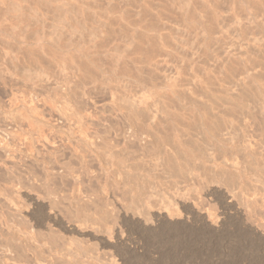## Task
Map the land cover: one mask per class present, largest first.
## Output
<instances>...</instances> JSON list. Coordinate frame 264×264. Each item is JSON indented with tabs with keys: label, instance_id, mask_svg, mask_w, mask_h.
<instances>
[{
	"label": "rangeland",
	"instance_id": "1",
	"mask_svg": "<svg viewBox=\"0 0 264 264\" xmlns=\"http://www.w3.org/2000/svg\"><path fill=\"white\" fill-rule=\"evenodd\" d=\"M0 264H264V0H0Z\"/></svg>",
	"mask_w": 264,
	"mask_h": 264
},
{
	"label": "bare ground",
	"instance_id": "2",
	"mask_svg": "<svg viewBox=\"0 0 264 264\" xmlns=\"http://www.w3.org/2000/svg\"><path fill=\"white\" fill-rule=\"evenodd\" d=\"M72 17H73V16H72ZM70 18H71V17H70ZM74 18H75V17H74ZM61 21H62V20H61ZM66 21H67V20H66ZM58 23H59V22H58ZM60 23H61V22H60ZM74 23H75V22H74ZM61 24H62V23H61ZM75 25H76V24H75ZM107 25H108V24H107ZM110 26H111V24H110ZM60 27H61V26H60ZM71 27H72V26H71ZM78 27H79V26H78ZM78 27H77V28H78ZM72 28H73V27H72ZM75 28H76V27H74V29H75ZM60 29H61V28H60ZM79 29H80V28H79ZM62 30H63V29H62ZM83 31H85V30H83ZM80 32H81V31H80ZM117 32H118V31H117ZM72 33H73V32H72ZM76 33H77V31H76ZM81 33H82V32H81ZM83 33H84V32H83ZM83 33H82V34H83ZM111 33H113V32H111ZM111 33H110V35H113V34H111ZM74 34H75V33H74ZM107 34H108V33H107ZM118 34H120V33H118ZM80 35H81V34H80ZM84 36H85V35H84ZM84 36H83V38H84ZM85 37H86V36H85ZM73 41H74V40H73ZM70 48H71V47H70ZM68 50H69V48H68ZM78 52H79V50H78ZM60 53H61V52H60ZM73 53H74V52H73ZM81 54H82V53H81ZM64 55H65V54H64ZM76 55H78V54H76ZM57 56H58V55H57ZM74 56H75V55H74ZM60 57H61V56H60ZM60 57H59V59H60ZM67 58H68V57H67ZM73 58H74V57H73ZM75 58H76V57H75ZM75 58H74V60H75ZM80 58H82V57L80 56ZM80 58H79V59H80ZM61 59H63V58H61ZM67 60H68V59H67ZM77 60H78V59H77ZM89 60H90V59H89ZM94 60H95V59H94ZM60 61H61V60H60ZM96 61H97V60H96ZM81 62H82V61H81ZM86 62H87V60H86ZM86 62H85V63H86ZM90 62H91V61H90ZM90 62H89V63H90ZM94 62H95V61H94ZM139 62H140V61H139ZM64 63H65V62H64ZM70 63H71V62H70ZM77 63L79 64V61H78ZM85 63H84V64H85ZM67 65H68V64H67ZM82 65H83V64H82ZM90 65H91V64H90ZM83 66H86V65H83ZM68 68H70V67H68ZM86 68H87V67H86ZM86 68H85V69H86ZM83 69H84V68H83ZM83 69H82V70H83ZM85 69H84V70H85ZM89 69H90V68H89ZM73 70H74V69H73ZM91 70H92V69H91ZM71 71H72V70H71ZM77 71H78V70H77ZM89 71H90V70H89ZM126 71H127V70H126ZM74 73H75V72H74ZM77 73H78V72H77ZM88 73H89V72H88ZM90 73H91V72H90ZM96 73H97V72H96ZM93 74H94V73L92 72V75H91V74H90V75L93 76ZM85 75H87V74H85ZM81 77H83V76H81ZM93 77H94V76H93ZM95 79H96V78H95ZM156 109H157V108H156ZM144 110H145V109H144ZM149 111H150V110H149ZM158 112H159V111H158ZM157 114H158V113H157ZM131 115H132V114H131ZM141 115H142V113H141ZM154 115H155V114H154ZM174 115H175V114H174ZM177 116H178V115H177ZM146 117H147V116H146ZM146 117H144V118L146 119ZM154 117H155V116H154ZM147 118H148V117H147ZM149 118H150V117H149ZM156 118H157V117H156ZM177 118H178V117H177ZM134 119H135V118H134ZM153 119H154V118H153ZM202 119H203V118H202ZM148 120L150 121V119H148ZM152 121H153V120H152ZM147 122H148V121H147ZM156 122H157V120H156ZM214 122H215V121H214ZM217 122H218V121H217ZM141 123H142V121H141ZM150 123H151V122H150ZM174 123H175V122H174ZM138 124H139V123H138ZM142 125H143V124H141V126H142ZM173 125H174V124H173ZM184 125H185V124H184ZM132 126H133V125H132ZM145 126H146V125H145ZM177 126H178V125H177V123H176V127H177ZM221 126H222V124H221ZM142 127H143V126H142ZM219 127H220V126H219ZM144 128H147V127H144ZM188 128H189V127H188ZM132 129H133V128H132ZM147 129H148V128H147ZM147 129H146V130H147ZM213 129H214V127H213ZM218 129H219V128H218ZM84 131H85V130H84ZM84 131H83V132H84ZM134 131H135V130H134ZM140 131H141V130H140ZM111 132H112V131H111ZM148 132H152V131H148ZM214 132H215V131H214ZM80 133H81V132H80ZM146 133H147V132H146ZM146 133H144V134H146ZM81 135H82V134H81ZM86 135H87V133H86ZM88 135H89V134H88ZM88 135H87V136H88ZM137 135H138V134H137ZM90 136H91V135H90ZM142 136H143V135H142ZM84 137H86V136L84 135ZM88 138H89V137H88ZM154 139H155V138H154ZM175 140H176V139H175ZM170 141H173V140H170ZM165 142H166V141H165ZM165 142H164V143H165ZM174 142H175V141H174ZM96 143H97V142H96ZM160 143H161V142H160ZM170 143H171V142H170ZM172 143H173V142H172ZM178 143H179V142H178ZM168 144H169V143H168ZM174 144H175V143H174ZM160 149H162V148H160ZM160 149H159V150H160ZM163 149H164V148H163ZM172 149H173V148H172ZM159 150L157 149L158 152H159ZM160 151H161V150H160ZM177 151H178V150H177ZM254 151H255V150H254ZM226 152H227V151H226ZM155 153H156V152H155ZM158 154H159V153H158ZM184 156H185V155H184ZM175 159H176V158H175ZM175 161H176V160H175ZM172 165H173V164H172ZM133 203H134V202H133ZM19 209H20V208H19ZM83 209H84V208H83ZM84 215H85V214H84ZM89 215H90V214H89ZM102 215H103V214H102ZM100 216H101V215H100ZM87 217H88V216H87ZM89 217H90V216H89ZM100 219H101V218H100ZM87 220H88V219H87ZM96 220H97V219H96Z\"/></svg>",
	"mask_w": 264,
	"mask_h": 264
}]
</instances>
